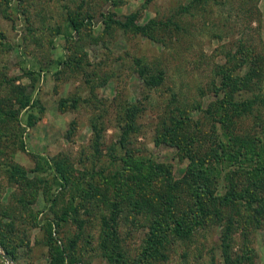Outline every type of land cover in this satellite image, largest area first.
<instances>
[{
    "label": "rangeland",
    "instance_id": "374dc122",
    "mask_svg": "<svg viewBox=\"0 0 264 264\" xmlns=\"http://www.w3.org/2000/svg\"><path fill=\"white\" fill-rule=\"evenodd\" d=\"M131 18L147 34L118 24ZM0 32V264H54L51 239L74 264H109L107 251L137 261L161 197L183 192L175 214L195 201L182 188L190 161L164 137L195 138L205 167L227 172L211 149L227 138L208 105L224 97L217 70L239 51L264 63V0H0ZM261 83L264 70L250 84ZM263 108L239 126L262 123ZM221 181L207 195L216 216L145 264H264V217L223 214ZM115 204L121 246L105 234Z\"/></svg>",
    "mask_w": 264,
    "mask_h": 264
},
{
    "label": "trees",
    "instance_id": "16d2710c",
    "mask_svg": "<svg viewBox=\"0 0 264 264\" xmlns=\"http://www.w3.org/2000/svg\"><path fill=\"white\" fill-rule=\"evenodd\" d=\"M71 24L76 29L80 28L81 25L76 20H72ZM118 24L123 29H133L143 35L147 34L149 27L148 25L141 26L136 24L134 18L126 22H118ZM153 25L158 26V23L154 22ZM0 38H4L1 32ZM252 53L254 52L249 49V51L245 52V55L244 50H241L230 59V66L226 64L219 67L217 75L220 78V83L218 86L213 84V89L215 88L217 95L221 92L224 97L222 99L217 98L208 105V108H210L209 113L214 118L215 124L218 125V129H222L220 133L221 137L227 138V142H220L218 145L215 141L217 145L211 147L212 150L216 151L214 156L217 157L218 163L225 161L224 157L230 162L226 165L227 172H224L222 166L205 167V159L200 158L198 153L193 150L195 138H185L179 141L174 134L169 133L168 137H164L163 143L177 148L190 161L188 173L183 181V185L185 186L182 188H190L192 197L195 196V201L193 204L188 203L189 206H186V208L182 204V206L179 205L178 208L184 210L181 213L175 214L177 202L179 201L178 203H180L186 199L183 197L182 191L176 195V188L172 186L169 191V198L162 196L161 206L151 210L154 213L151 217L150 231L148 232L140 256L137 258L138 260L131 263L130 259L126 257L127 255L123 254L122 251L118 254L107 251L106 257L109 264H145L153 262V258L159 259L163 256L166 246L171 243L172 239L177 240L190 237L193 232L207 222L208 216H213V211L209 210L208 203L210 200L207 195H210L212 191H217V187L221 185V180L225 181L223 186L226 188V192L220 197H216L214 201H218L220 206L224 207L226 213L223 214H229L231 216L229 218L238 216L246 223L247 221L259 223L260 217H264V195H260L257 192L258 190L264 191V120H261V115L256 116V120L259 119L262 123L253 126L250 131L244 130L239 126L244 116L252 111L254 105L264 107V96L253 93L264 83L254 84L253 86L250 84L257 74L264 70V63L259 64L257 60L259 56L256 55L257 57H255L254 54L252 58L246 59ZM235 61L237 62V67ZM238 61H243L244 67L248 69L245 76L244 73H241V68L238 67L241 64ZM251 66L252 68H250ZM146 73H148L147 70L143 69L141 71V75H145ZM259 89V93H261V87ZM245 91H248L253 97H245ZM259 112L261 113L263 110L259 109ZM128 117L126 119L127 128L124 129L125 137L134 129L135 118L132 115ZM185 117L188 118L186 115ZM178 122L180 123L179 125L184 124V122ZM257 127L260 130L257 133H252ZM219 150L224 155L221 156ZM140 174H143V172H140ZM218 179L219 181L214 182ZM214 186L216 187L214 188ZM213 188L214 190H212ZM166 201L169 202V206H166L167 209H163L162 206L163 204L165 205L164 202ZM254 204H256V207ZM239 208L244 209L246 213H234L235 216L233 217L231 211L236 212ZM119 210L120 206L115 204L114 213L109 219H105L104 227L105 234H107L106 238L115 244L118 242V245L121 246L119 216L116 215ZM215 212L221 216L223 211L221 213L219 210ZM232 224L233 222L227 224L228 227H225L226 231H229V227ZM51 228L52 226L49 225V229ZM245 244L246 246L248 245L247 243ZM47 246L54 264H74L75 256L71 253L69 246L57 245L53 243L52 239ZM5 252L9 260L15 261V256L10 250L5 248ZM246 257L243 258L245 259ZM232 263L243 264V260Z\"/></svg>",
    "mask_w": 264,
    "mask_h": 264
}]
</instances>
